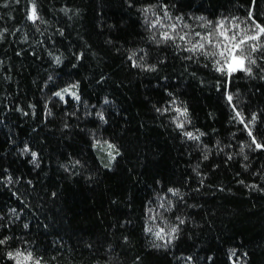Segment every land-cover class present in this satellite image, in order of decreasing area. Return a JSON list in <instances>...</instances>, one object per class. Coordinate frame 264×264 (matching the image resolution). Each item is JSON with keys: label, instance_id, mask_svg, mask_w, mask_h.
<instances>
[{"label": "trees", "instance_id": "trees-1", "mask_svg": "<svg viewBox=\"0 0 264 264\" xmlns=\"http://www.w3.org/2000/svg\"><path fill=\"white\" fill-rule=\"evenodd\" d=\"M35 2L0 0V264H264V54L228 76L187 51L264 0Z\"/></svg>", "mask_w": 264, "mask_h": 264}, {"label": "snow or ice", "instance_id": "snow-or-ice-1", "mask_svg": "<svg viewBox=\"0 0 264 264\" xmlns=\"http://www.w3.org/2000/svg\"><path fill=\"white\" fill-rule=\"evenodd\" d=\"M15 2L19 3V0H15ZM147 11V10H146ZM27 19L30 20L33 24H35L38 20H40V16L38 14V9L35 0H31V6L27 10ZM171 19L170 17H167ZM203 19V18H201ZM251 19V17H249ZM157 25L161 24V21L158 19L152 27L155 28ZM176 25H170L171 32L165 31L162 33L163 41L175 40L176 37L172 35V33L176 32ZM239 25L233 23L231 28L225 26V22H219L218 28L215 30L216 42H213L212 34L202 37L200 42L192 43L191 41H187L191 44L190 47L187 48V51L191 53L200 52L201 54L207 57H213L215 59L216 71L222 74H226L231 76L235 72L243 71L248 75H252V67L250 65H255L257 63L256 59L252 58L254 53L260 52L264 54V25L257 24L253 22L252 28H245L243 30H239ZM231 33V34H230ZM199 35V34H197ZM3 37V32L0 31V38ZM155 39V37H153ZM180 40H186V35L179 36ZM206 45L211 46V50L206 49ZM191 59V57H189ZM57 63H59V58H57ZM134 66H139L135 65ZM150 71H155L154 67H149ZM55 95L59 97L61 100H64L65 95H70L73 99L79 100L80 97L77 95L75 91L71 89H65L63 92H56ZM228 101H232V96L229 95L227 97ZM175 111L179 114V117L187 116V109L176 108ZM236 117L239 119L240 123H244V119L241 116L240 112L235 113ZM101 119L103 116L101 115ZM253 121L255 117L252 118ZM177 127L183 128L184 123L180 122L177 124ZM247 128L248 125H245ZM249 136L252 135L251 131H249ZM185 135L192 140H198L199 136L194 135L192 132H186ZM252 144L255 145V149L264 150V144L258 143L255 137L252 138ZM110 149L115 150L114 145H108ZM28 151V149H25ZM241 152H243V148H241ZM118 154V153H117ZM111 155V153H109ZM33 159L36 157V153H32ZM207 157H205L206 159ZM231 158V157H229ZM247 157H245L246 159ZM112 159H115L113 156ZM169 191L173 192V195H178V190L169 189ZM163 207V205H161ZM184 221L181 220L180 223ZM27 227V226H25ZM148 232H152V228L147 229ZM178 231L177 227H172L170 232L167 234L170 242V238L174 236V234ZM157 239L164 240V229L161 228L159 231L155 233ZM7 243V238L0 239V245H4ZM7 256L10 260H13L15 264H41L39 259H35L33 257L32 252H8Z\"/></svg>", "mask_w": 264, "mask_h": 264}]
</instances>
